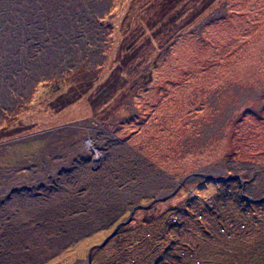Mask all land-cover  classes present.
I'll return each instance as SVG.
<instances>
[{
    "label": "rangeland",
    "instance_id": "obj_1",
    "mask_svg": "<svg viewBox=\"0 0 264 264\" xmlns=\"http://www.w3.org/2000/svg\"><path fill=\"white\" fill-rule=\"evenodd\" d=\"M113 232L90 264H264V0H0V264Z\"/></svg>",
    "mask_w": 264,
    "mask_h": 264
},
{
    "label": "crops",
    "instance_id": "obj_2",
    "mask_svg": "<svg viewBox=\"0 0 264 264\" xmlns=\"http://www.w3.org/2000/svg\"><path fill=\"white\" fill-rule=\"evenodd\" d=\"M110 9H111V7H110ZM108 16H110L109 13H108ZM256 114H258V113H256ZM70 163H71V160H70ZM250 163L253 165L255 162L254 161H251ZM254 166H257V165H254ZM258 166H259V164H258ZM70 170L67 169L66 171H69L70 172ZM56 183H57V181H55V187H54V189L57 190L59 184H56ZM62 183H64V182H62ZM46 197H48V199ZM139 198L141 199L142 197H139ZM74 200H75V197L71 193L70 194H64V195L61 194L60 199H58L55 196L49 197V196H47L45 194L44 201H48V202L41 204V213H43V214H54L55 213V214H59V215H74V216L75 215L76 216H78V215L80 216L81 215V217L83 215H85V217H84L85 220L82 219V222L81 223L87 221V224H86V225H88L87 226L88 227L87 229L97 231V230H100V229L104 228L103 226H98V225L97 226H94L93 224H91L92 223V215L94 214L93 200H92L91 197L90 198H81V200H77V199L75 201ZM102 200H103V197L100 199V201H102ZM122 201H124V203H126L128 200H122ZM2 203H4V202H2ZM79 205H80V207H79ZM108 205L109 206H112L113 203L112 204H108ZM108 205H105V206L109 207ZM34 210H39V209H34ZM95 213L96 214H103V211H101V212H96L95 211ZM74 218L75 219H73V221L63 220L62 222L65 223V224H68V225H75L76 228H77V223H78L77 220L79 218H77V217H74ZM88 220H89V222H88ZM76 228L74 230H76Z\"/></svg>",
    "mask_w": 264,
    "mask_h": 264
},
{
    "label": "water",
    "instance_id": "obj_3",
    "mask_svg": "<svg viewBox=\"0 0 264 264\" xmlns=\"http://www.w3.org/2000/svg\"><path fill=\"white\" fill-rule=\"evenodd\" d=\"M194 177H197V178H206L208 180H212V181H216V182H223V181H227V180H231L232 179V178H218V177H213V176H211L209 174L203 173L202 171L192 172V173L188 174L186 177L183 178V180L180 182L179 185H177V187L175 188V190L172 193H170L169 195H167V196H165L163 198L161 197V198L153 199L151 204L155 203L156 201L166 200V199L172 197L181 188L182 185H184L186 182H188L190 179H192ZM144 207L147 208L149 206H144ZM132 212H133V210L131 211V214H132ZM129 220H130V218L127 221H129ZM114 233L115 232H113L110 236H108L101 244L95 245L92 248H90L89 253H88V258H87L85 264H90L92 250L95 249V248L103 247L106 244L107 240L112 235H114Z\"/></svg>",
    "mask_w": 264,
    "mask_h": 264
},
{
    "label": "trees",
    "instance_id": "obj_4",
    "mask_svg": "<svg viewBox=\"0 0 264 264\" xmlns=\"http://www.w3.org/2000/svg\"><path fill=\"white\" fill-rule=\"evenodd\" d=\"M236 193H237V192H236ZM183 247H184V246H183ZM166 251H168V250H166ZM166 251H165V252H166ZM183 252H184V251H182V253H183ZM164 254H166V253H164ZM167 257H168V258H167L168 261L170 260L169 262H167L168 264H169V263L172 264V261L174 262L175 259H178V261H179V257H178V256L176 257L175 255L173 256L172 253H171V255H167ZM180 259H182V258L180 257ZM246 261L248 262L247 264H250V260H246ZM154 264H160V262H159V261H155Z\"/></svg>",
    "mask_w": 264,
    "mask_h": 264
}]
</instances>
